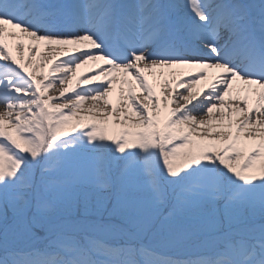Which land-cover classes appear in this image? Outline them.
Wrapping results in <instances>:
<instances>
[{"label": "snow or ice", "instance_id": "snow-or-ice-1", "mask_svg": "<svg viewBox=\"0 0 264 264\" xmlns=\"http://www.w3.org/2000/svg\"><path fill=\"white\" fill-rule=\"evenodd\" d=\"M155 205L223 230L150 264H264V0H0V264H144Z\"/></svg>", "mask_w": 264, "mask_h": 264}, {"label": "rangeland", "instance_id": "rangeland-1", "mask_svg": "<svg viewBox=\"0 0 264 264\" xmlns=\"http://www.w3.org/2000/svg\"><path fill=\"white\" fill-rule=\"evenodd\" d=\"M165 208H168L167 205H155L153 206L152 212L153 214H150L148 216H146L142 221H140L138 224H135V227L138 229V233L144 237H148L150 239L151 242H153V246L157 247V252H165L168 251L169 249H174L175 247H183V243L187 242V241H191L193 239V235H194V231L195 229L202 225L204 228L201 229L200 231H196L199 234L200 233H204V234H210L209 236H216V232L220 231L223 226L222 225H215L213 223H207L204 222L202 220H199L195 217H184V218H178V214L171 212H165ZM120 214L114 215V217L119 218L123 223H126L121 217L122 215H131V210L127 209L126 207H122L119 210ZM8 219H7V224L9 227H11L12 224V213L9 210L8 211ZM167 222L168 224H179L181 226V231L180 233L177 235V237L175 239H165L162 238V236L159 234L158 229L160 228V225L162 222ZM111 224L113 225H118L121 228L125 229L123 225L120 224H116L114 223V221H110ZM132 226L133 223H130ZM4 226H5V221L3 219H0V236H2L3 230H4ZM197 233V234H198ZM198 234V235H199ZM203 234V235H204ZM212 234V235H211ZM28 241V239H25L21 245L23 243L26 244V242ZM33 245V244H31ZM152 246V245H151ZM145 248V249H144ZM150 245H142V249H144L143 254H141V261L144 262V264H150V262L155 261V260H172V261H177L176 259H174L173 257H176L178 254H180L181 252L177 253V254H173V255H161L158 253H154L153 251H151L150 249ZM188 250H184L183 252H187ZM212 249V247L207 246L206 248L202 249V250H198L196 252L193 253V256L195 257H187L185 258L183 261H187L189 259H200V260H211V259H215L217 257H215V251ZM42 253H48L50 252L55 253V249L54 246L50 247L49 245V250L48 252H44L41 251ZM50 254V255H51ZM50 255H42L40 258L43 259H49ZM201 255V256H199ZM139 258V257H138Z\"/></svg>", "mask_w": 264, "mask_h": 264}, {"label": "bare ground", "instance_id": "bare-ground-1", "mask_svg": "<svg viewBox=\"0 0 264 264\" xmlns=\"http://www.w3.org/2000/svg\"><path fill=\"white\" fill-rule=\"evenodd\" d=\"M23 42H24V44L26 46L25 49H24V61H27V57H28L27 44L29 43V41L27 39H25ZM12 51H13V55L19 60L20 59L19 52H17L14 47H13ZM46 51H47V49L45 48L44 44H41L40 45V53H45ZM65 55H66V53L65 54H58L57 58L58 59H62V58L65 57ZM37 62H38L37 58L33 57L32 64H36ZM29 70H31V68ZM90 70H91L90 66L86 65V66H83L81 69H79L78 72L87 74L88 72H90ZM160 71H161L160 69H157L156 70L157 74H159ZM163 71H165L166 73L167 72H175V76L177 78H180L182 73L185 74V78H186V73H187L186 69H179V70L164 69ZM42 72H47V66H45L43 69L37 68V75H40ZM217 72H218V70H211V69L208 70V73H209L208 79L210 80L214 75L217 74ZM129 79H131V77H129ZM149 80H150V82L157 83V92L159 93L160 92V88L158 86V81L154 80V78L151 75H149ZM132 83H133L134 87H137L135 81H133ZM206 83L207 82L205 80H201L196 85L194 90H201L203 87H205ZM242 86L243 85H241V87ZM137 90H138V87H137ZM178 91H182V89H178ZM49 94L56 95V93H54V92H50ZM113 99H114V96H113Z\"/></svg>", "mask_w": 264, "mask_h": 264}]
</instances>
